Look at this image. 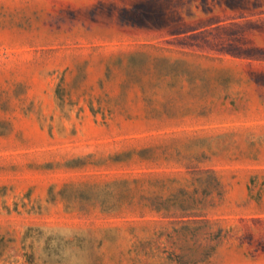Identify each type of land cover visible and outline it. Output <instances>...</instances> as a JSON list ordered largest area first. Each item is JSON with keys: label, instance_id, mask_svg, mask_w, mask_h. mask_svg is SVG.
Listing matches in <instances>:
<instances>
[{"label": "rangeland", "instance_id": "obj_1", "mask_svg": "<svg viewBox=\"0 0 264 264\" xmlns=\"http://www.w3.org/2000/svg\"><path fill=\"white\" fill-rule=\"evenodd\" d=\"M0 264H264V0H0Z\"/></svg>", "mask_w": 264, "mask_h": 264}]
</instances>
